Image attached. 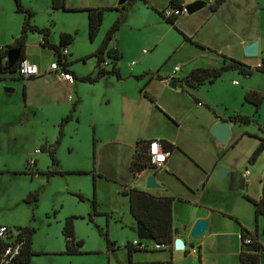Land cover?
Here are the masks:
<instances>
[{
    "label": "crops",
    "instance_id": "obj_1",
    "mask_svg": "<svg viewBox=\"0 0 264 264\" xmlns=\"http://www.w3.org/2000/svg\"><path fill=\"white\" fill-rule=\"evenodd\" d=\"M35 1L39 4V0ZM91 1L94 3L71 7L102 9V24L104 18L108 24H111L121 14H124V22L113 35L107 48L108 50L117 48L120 55L119 60L123 56L126 57L124 62L126 67H123L124 63L121 64L119 61L116 64L121 79L115 75H105L95 82L82 81L81 78L88 75L94 78L100 69L99 65L91 74L77 72L74 68L75 62L69 59L74 56V52L72 55V51L68 49L67 57L71 63L68 71L74 76V81L71 83L61 80L56 73L48 71L50 65L58 61L54 50L41 45L43 37L33 35H41V33L30 30L26 34L23 57L38 67L40 75L23 80L19 78L17 73H4L1 69L7 63V54H4V51L21 36L24 23L22 15L25 14L17 11L14 0H0V112L3 90L11 89L6 90V92L14 94L17 92L16 81H21L24 108L27 111L30 109L33 111L34 123L32 127L36 130L39 125L53 119L55 121L56 141L59 136L58 124L69 113L72 106L71 111L75 113L70 114L72 119L80 120V115L87 114V119L90 121L94 133L95 148H100V154L108 148L109 155L114 157V159H107L105 165L103 161L105 158H102V166L98 169L99 173L95 170L96 172L93 174L97 193L100 185L105 183L112 184L117 189L120 187L122 195L126 198L125 202L128 208L129 198L125 192L131 188L146 192L156 198H174L173 244L160 250H155L148 244V250L135 249L131 243L136 240L137 235L123 227L118 229L119 221L115 216H112L116 225L112 228V223L110 221L107 223V231L104 234L107 244L104 245L99 240L101 246L107 249L108 264H112L113 259L117 260L120 253L124 255L121 257L123 264H240L239 256L242 249L246 252H252L250 247L243 248V231L255 236L264 246V241L260 237L258 218L255 217V229L249 230L250 226L241 217L236 214L232 216V212L228 214L225 210H218V201H213L211 198L213 194L222 197L228 195V198L229 196L232 198L238 188L246 186L245 183L250 184L251 173L248 170V165H253L250 157L257 149L260 141L254 139L256 142L251 149L240 160V163L235 165L230 158L239 149L245 138L253 139L250 135L254 131L251 127H242L237 123L228 122L230 138L227 142L220 143L212 135V129L221 120L226 121L228 118V116L220 113L223 107L233 111L232 116L242 115V113H245L243 115L246 116L259 114L261 107L255 109V105L247 102L245 96L249 92H257L262 95L264 82L258 81L257 84H254L253 81H248L245 86H241V83L235 80L237 75L230 74V84L218 85L219 81L217 80L225 72L235 71V69L227 70L213 83L206 82L201 85L214 84L216 86L215 91L218 93L219 90L220 102L210 94L205 95L201 91L198 92L201 86L197 89H187L177 85L176 89H172L164 83V79L172 77L174 68L177 66L181 67V70L176 73L180 79L186 77L194 69L220 68L229 65L232 61H238L253 69L246 60L235 55V48L238 47L244 51L245 47L257 43L258 53L256 57L262 56L261 62H263L264 49L262 48L261 37L253 36V38L243 39L236 32L237 24L240 23L241 11L238 10L236 13V10H233L230 14L225 15V6L228 4H233L240 9L241 4L237 3L236 0H226L216 11H206L209 4L212 8L216 0H181L183 5L203 1L206 3L204 7L206 9L191 17L181 16L175 19L173 24L163 19L157 12L164 10L172 0H128L122 6L119 5V0ZM247 2L258 8L260 12L264 10V0H251V3L247 0ZM65 3L67 4V0ZM22 4L33 13L35 8L30 6L31 4H25L24 0ZM127 4L130 12L126 8ZM135 6H137L135 9L137 13L133 11ZM40 11L54 12L58 10H54L51 6L46 10L41 7ZM108 11H114L117 14H113V17H106ZM127 18L132 20L131 25L125 24ZM213 18H217V22L210 23ZM30 25H32L31 22ZM149 26L156 27L153 30L156 35L154 36L153 33L145 40L150 50L141 49V42L138 40V33L135 32V29ZM39 28L48 27L40 26ZM63 33L61 32L59 37ZM51 35L52 32L49 29L47 35L49 44L59 45L60 38L58 42H55ZM229 47L231 50L227 51ZM181 48H185L186 53L180 56L178 53ZM94 54L89 57L94 56ZM247 57L249 56L246 55L245 58ZM104 58L107 61L101 65V68L108 71L111 69L108 68L110 62H108L107 57L104 56ZM255 77L257 78V76ZM113 78L118 80V85L110 90L108 88L109 84H112ZM31 81L34 83L28 85L27 82ZM80 82L88 84L92 89L81 86ZM73 94L78 96L77 99L73 97ZM100 97H105L106 102L104 103ZM249 105L251 107H248ZM40 111L44 114L43 117L39 116ZM38 118H40L39 121H37ZM22 123L24 122L22 121ZM154 139L162 140L171 151L165 167L163 169L147 168L143 171H134L132 164L137 158L139 143ZM225 143H228L226 149L222 147ZM4 151L6 149L3 150V153ZM0 153H2L1 149ZM2 164L0 173L14 171L26 173L34 171V175L39 173L37 160H29L28 172L15 170L11 160L5 157ZM239 166L242 170L238 168ZM219 168L228 171L225 177L232 176V184L226 190L217 187L220 183L217 178ZM149 175L155 177L160 188H146V178ZM113 192L116 194V191ZM97 193L95 195L96 202L98 201ZM112 193L108 192L109 196ZM109 205L114 214L118 207L113 206L112 203ZM125 212L123 214L126 216ZM130 216L132 218L131 225H137L138 222L133 218L131 212ZM219 216H223L230 222L237 221L238 227L235 224L233 227L229 224L220 223L218 221ZM79 219L81 218L75 219L74 230L75 240L83 241L81 250L85 252L84 254L99 250L103 252L101 246L100 248H88L86 240H82L83 238L78 235L76 223ZM198 220L208 222V227L203 234V236L206 235L205 238L199 237L200 239H198L191 236V230ZM64 223L62 226L59 224L61 226L58 228L60 231H63ZM1 225L8 226L7 224ZM51 225L52 223L48 224V226ZM176 240H180L184 245L181 243L182 246H177L178 249H175ZM65 249L66 245L63 250L65 251ZM130 252L132 263H130ZM230 258H233V261Z\"/></svg>",
    "mask_w": 264,
    "mask_h": 264
},
{
    "label": "rangeland",
    "instance_id": "obj_2",
    "mask_svg": "<svg viewBox=\"0 0 264 264\" xmlns=\"http://www.w3.org/2000/svg\"><path fill=\"white\" fill-rule=\"evenodd\" d=\"M21 1L23 3V0ZM100 1L101 0H98V2ZM248 1L250 2L251 0ZM236 2L241 4L240 9L233 4H228L225 6V15L230 14L233 10H236V13L240 10V23L237 24L236 32H238L243 39L253 38V36L257 38L261 37L262 48L264 49V10L260 12L258 8L249 4L247 0H236ZM24 3L31 4L30 6L35 8L30 20L32 25H37L39 27L47 26L52 32L51 38L55 42H58L61 32H69L68 34L74 36V43L69 45L68 49L72 51V55L74 52V56H71L69 59L75 62L74 68L77 72H87L86 74H91L97 69V58L95 56H89L99 49L98 47L103 43L113 23L108 24L107 20L104 18L98 36L92 41L89 37L87 12L63 10L41 12V7L43 10H46L48 7L52 6V0H39V4L35 0H24ZM92 3L94 2L91 0H67L66 6L67 8L69 7V9H73L71 6L79 4L90 5ZM128 4L126 8L129 9ZM210 5L211 4H209L208 10L206 11L212 10ZM135 9H137V6L134 8V12H136ZM205 9L206 8H203L193 15L184 14L183 17L194 16ZM106 13V17H113V14L116 12L108 11ZM22 17L24 18V25L26 16L22 15ZM131 22L132 20L127 18L125 24L131 25ZM214 22H217V18H213L210 23ZM155 28L156 27L149 26L135 29V32L138 33V40L141 42V49L146 48L150 50L145 40L147 37H150L149 35L154 33L153 30ZM173 31L175 32V30ZM33 35L35 37H42V35L39 34ZM155 35L154 33V36ZM184 49L181 48L178 55H184V53H186ZM230 50L231 47L227 49V51ZM235 55L246 60L254 69H256L259 63L263 65L261 62L262 56L260 55L259 57L252 56L245 58V49L243 51L236 47ZM125 61L126 57L124 56L119 60L121 64ZM123 67H126V63L123 64ZM108 68H112V65H108ZM230 74L237 75L235 80L241 83V86H245L248 81H253L254 84H257L258 81L264 82V73L262 72L254 70L252 76L248 77L237 70H231L225 72L223 76L217 80L219 81L218 85L230 84ZM96 75L97 74H95V76ZM255 76H257V78ZM112 81V84H109L108 88L110 90L114 89L115 85H118V80L116 78H113ZM32 83L34 82H27L28 85ZM80 85L92 89L88 84H84L83 82H80ZM15 86L17 90L16 93L9 94L6 90H3V97L1 99L0 149L2 153H0V168L3 166L2 160L4 157L11 160L15 170H26L27 172L29 169V160H37V169L39 173L35 175L34 171V173L28 172L25 174H20L21 172L16 171L0 173V225L7 224L8 227L14 230L15 234L17 231L16 228L29 227L35 230L32 248L34 251L38 250L37 252H39L40 255L33 256L31 264H108L107 249H104L101 243L104 245L107 244L104 234H106L107 231L108 221L112 223V228L116 225L115 219L112 216H115L119 221L117 224L118 229L123 227L125 230L137 235V232H135L136 225H131L132 218L130 216V210L126 206V198L122 195L120 187L117 189L114 188L112 184L105 183L100 185L101 187L98 189L97 193V187L94 186L93 174L96 171L99 173L98 169L102 166V158H105L103 160L105 165L107 159H114V157L109 155L110 152L108 148L104 149L101 154L100 148H95L94 133L90 121L87 119V114L80 115V120L75 118H69L68 121L65 120L68 116H71L72 106L69 113H67L58 124L59 133L61 130L63 131L61 139L59 135L55 141V121L53 119L45 122L43 125H39L38 129L35 130V128L32 127L34 123L33 111L32 109L27 111L26 108H24L22 82L16 81ZM215 87L214 84H206L201 86L198 92L201 91L205 95L210 94L221 102L219 90L217 93ZM261 96L263 99L260 106V113L254 116L247 115L252 119L249 124L237 122V124L242 127H251L254 133L250 135L253 139L245 138L241 142L239 149L230 158L235 165L239 164L240 160H242L244 155L251 149L254 142H256L254 139L258 141L264 139V93H262ZM73 97L77 99L78 96L73 94ZM104 98L105 97H100L105 103L106 100ZM248 107L251 106L249 105ZM254 107L255 109L257 108L256 106ZM221 109L222 111L220 110V113L228 117L232 116L233 111L226 110L225 107ZM243 114L245 113H242V115ZM39 116L43 117L44 114L40 111ZM27 117L28 119H26ZM39 120L40 118H38L37 121ZM22 121L24 123H22ZM59 139L60 142L58 143L57 141ZM227 144L228 143H225L222 147L226 149ZM5 149L6 151L3 153ZM50 149L55 151V156L58 160L57 164H54L52 161ZM94 152H96L97 157L96 163L94 161ZM238 168L241 167L239 166ZM238 168L235 169L237 170ZM248 170H250L251 173L250 184L245 183L246 186L238 188L234 195L235 198L233 196L232 198H230V196L228 198V195L222 197L213 194L211 200L218 201V210H225L228 214L232 212V216L236 214L250 226L249 230H254L256 226V216L253 201H260L263 198L264 192V151L253 165H248ZM217 178L220 181L217 186L218 188L221 190L230 188L232 176H217ZM237 183L236 180V184ZM113 191H116V194ZM108 192H113L115 195L112 193V195L109 196ZM96 193L99 206L97 205V213H94L92 202L94 201L93 199ZM78 195H82L85 200L81 201ZM110 203L118 207V210L114 211V214L110 209ZM123 212L126 213V216ZM72 216L81 218L77 220L76 232L83 238L82 240H86L88 248H100L101 246L103 252L99 250L94 251V253L77 256L60 254L64 252L65 243L62 230L60 231L58 228L62 226V223H64L67 218ZM218 221L233 227L234 224L237 226V221L230 222V220H226L223 216H219ZM74 222L76 221L74 220ZM49 223H52V225L48 226ZM258 223L260 225V237L264 241V214L258 217ZM59 224H61V226ZM200 237L205 238L206 235ZM196 238L200 239L199 237ZM136 239L138 238L136 237ZM99 240H101V243ZM140 241L147 243L151 247L155 244L151 240ZM58 249L62 251L59 252ZM121 257H124V255L122 253L118 254V259H113L112 264H123ZM230 259L233 261V258ZM263 262L264 257L261 256V263Z\"/></svg>",
    "mask_w": 264,
    "mask_h": 264
},
{
    "label": "trees",
    "instance_id": "obj_3",
    "mask_svg": "<svg viewBox=\"0 0 264 264\" xmlns=\"http://www.w3.org/2000/svg\"><path fill=\"white\" fill-rule=\"evenodd\" d=\"M17 11L19 13H23L26 16L25 24L22 27V34L21 36L15 41L13 45H10L6 48V51H4V54H8L10 51L20 48L21 49V57L18 61V63L13 67L9 68L8 63H5L1 67L2 71L4 73H11L15 74L18 71V66L22 60H24L23 57V49L26 39V34L30 30L32 32H38L41 33L44 44H42L45 47H48L55 52H57V59L58 63L63 66V68L67 69L71 64L68 60L67 56H64L62 54L63 49L67 48L70 44L73 43L74 36L68 33H63L60 36V43L59 45H50L47 40V35L49 34L48 28H39L37 26L30 25V19L32 17V12L25 8L22 4L21 0H14ZM226 0H216L212 5V10L216 11ZM183 2L181 0H172L169 3V7L171 8H180L182 9ZM52 8L54 10H63V11H84L88 14V27H89V37L93 41L102 24L103 20V10L102 9H94V8H73L69 9L66 7L65 0H52ZM166 9V8H165ZM164 9V10H165ZM164 10L157 11L160 16H162L163 19L169 21L171 24L174 23L175 19L179 17H172V18H165L164 17ZM124 22V14H121L119 18L113 23V25L108 30L106 37L99 47V49L95 52L94 56L98 59V65L99 70L97 75L92 78L91 76H86L81 78L84 82H95L99 78L105 75H115L119 79H121L120 72L117 68V62L119 61V51L117 48L113 49H107L109 42L112 40L113 35L115 32H117L121 25ZM106 55V56H105ZM105 57L109 59V64L112 65V68L110 70H105L104 68H101L102 64L107 61L105 60ZM86 59V58H83ZM264 65V60H263ZM235 69L238 70L241 74L245 76L252 75L254 73V70L264 73V67L262 69H251L249 66H246L238 61H232L229 65L222 66L220 68H211V69H194L190 74H188L183 79H179V82L177 85H181L182 87H186L187 89H197L201 85L205 84L206 82L213 83L214 80L220 78L223 74V72ZM181 70V67H180ZM178 73V72H177ZM18 74V73H17ZM58 76V75H57ZM22 79L21 77H19ZM166 78V79H170ZM164 79V80H166ZM24 80V79H23ZM263 97L258 94L257 92H249L245 96V100L249 103L254 104L256 107H260L262 104ZM214 112V110H213ZM71 116H68L66 121L69 120ZM252 121V119L248 116L244 115H233L226 119V122H232V123H243V124H249ZM63 131L61 130L59 135L60 139L62 137ZM60 139L57 141L60 142ZM147 143L149 142H141L139 143L137 147V158L133 161L132 168L134 171H143L150 166L147 156L145 155ZM165 146V144H164ZM167 150L168 147L165 146ZM170 151V150H169ZM264 151V139H260V144L258 145L257 149L254 151V153L250 157V161L254 163L260 155ZM142 154V155H141ZM50 155L52 157V161L54 164L58 163V160L55 156V151L50 149ZM96 152H94V161L96 163ZM26 172H21L20 174H25ZM125 194L129 198V208L130 212L133 216V218L141 224V226L149 233L150 240L157 243V244H165L170 245L174 242V229H173V200L174 198H156L146 192L137 190V189H128V191L125 192ZM96 195V194H95ZM79 199L81 201H84L85 198L82 195H78ZM93 210L94 213H97V202L96 199H93ZM255 205V216L256 219L264 214V192H263V198L260 201H253ZM77 216H72L66 219L64 228H63V236L65 238V245L66 249L64 252H61L60 254H66V255H81L84 254V252L81 250L83 246V241H76L75 240V230H74V220L77 219ZM5 225H0V227ZM10 231L9 233H6L5 237L0 236V264H31V259L35 255H40L39 252H36L33 250V235L35 234V230L32 228H16V234L14 233V230L11 227L6 226ZM252 236L249 232L243 231L242 233V245L244 247H250L252 249V252H246L242 249L239 260L240 264H264L261 263V256L264 257V246L255 239V242H253L252 245H246L244 243V240ZM19 245L17 248V251H14V249ZM8 248H11V251L7 253ZM263 252V253H262ZM130 263H132V256L130 252Z\"/></svg>",
    "mask_w": 264,
    "mask_h": 264
},
{
    "label": "built area",
    "instance_id": "obj_4",
    "mask_svg": "<svg viewBox=\"0 0 264 264\" xmlns=\"http://www.w3.org/2000/svg\"><path fill=\"white\" fill-rule=\"evenodd\" d=\"M184 14H188L186 5H183L182 9L171 8L168 6L164 10V17L167 19L172 18V17H181V16H184ZM42 44H44L43 39L41 40V45ZM68 53L69 51L67 48L63 49L62 54L64 56H68ZM55 55H57V52H55ZM263 67L264 65L260 63L256 66V69H262ZM48 71L56 73L61 80L71 82V83L74 81V76L72 75V73L67 71V69L63 68V66H61L58 62L52 63L50 67L48 68ZM179 71H180V67H176L173 71V76H175V74ZM17 73L19 77H21L22 79L34 78L40 75L38 67L26 59L20 62ZM170 81L171 79H166L164 80V83L169 84ZM235 84H238V82H235ZM170 154L171 152L165 148L162 140L154 139V140L149 141V143H147L145 155L147 156L150 166L155 169H163L165 167V164ZM11 231L6 226H2L0 227V236L5 237L6 233L8 232L10 233ZM255 239H256L255 236H249L244 240V243L246 245H252L253 242H255ZM131 246L135 249L148 250L147 243L140 241L138 239L133 241L131 243ZM166 246L167 245L165 244L155 243L154 246H152V248L155 250H160V249L165 248ZM18 247L19 245L14 249V251H17ZM10 251H11V248H8L7 253H9Z\"/></svg>",
    "mask_w": 264,
    "mask_h": 264
},
{
    "label": "water",
    "instance_id": "obj_5",
    "mask_svg": "<svg viewBox=\"0 0 264 264\" xmlns=\"http://www.w3.org/2000/svg\"><path fill=\"white\" fill-rule=\"evenodd\" d=\"M128 0H119V5H124ZM205 2L203 1H195L188 5H186V9L189 15H193L194 13L200 11L205 7ZM258 53V44L253 43L247 47H245V55L252 57L256 56ZM21 57V49L16 48L12 51H10L7 54V63L9 68H13L19 61ZM179 82V79L176 77L171 78V82L169 83V87L172 89H176L177 83ZM11 90V89H6ZM212 135L216 138V140L220 143L227 142V140L230 138V127L228 122L225 120H221L219 123H217L213 129H212ZM228 171L224 168H219L217 171V176L219 177H225L227 175ZM146 188L147 189H155L160 188V184L157 183L154 176L149 175L146 178ZM208 227V222L205 220H198L196 224L194 225L193 229L191 230V236L192 237H200L204 234L205 230ZM136 232H137V238L140 240H150L149 233L141 226V224L136 225ZM181 242L180 240H176L174 243L175 249H178V243ZM182 243V242H181ZM183 244V243H182ZM184 245V244H183Z\"/></svg>",
    "mask_w": 264,
    "mask_h": 264
},
{
    "label": "clouds",
    "instance_id": "obj_6",
    "mask_svg": "<svg viewBox=\"0 0 264 264\" xmlns=\"http://www.w3.org/2000/svg\"><path fill=\"white\" fill-rule=\"evenodd\" d=\"M173 77H175V76H172L171 78H173ZM171 78H170V79H171ZM175 78H176V77H175ZM170 82H171V81H170ZM168 85H169V84H168ZM170 152H171V151H170ZM149 168H153V167H149ZM154 169H155V168H154Z\"/></svg>",
    "mask_w": 264,
    "mask_h": 264
},
{
    "label": "bare ground",
    "instance_id": "obj_7",
    "mask_svg": "<svg viewBox=\"0 0 264 264\" xmlns=\"http://www.w3.org/2000/svg\"><path fill=\"white\" fill-rule=\"evenodd\" d=\"M178 246H182L181 242L178 243Z\"/></svg>",
    "mask_w": 264,
    "mask_h": 264
}]
</instances>
